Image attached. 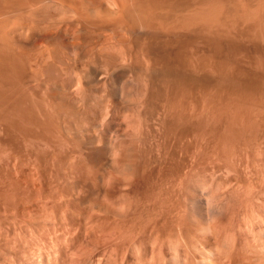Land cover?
Returning <instances> with one entry per match:
<instances>
[{
  "label": "rangeland",
  "instance_id": "1",
  "mask_svg": "<svg viewBox=\"0 0 264 264\" xmlns=\"http://www.w3.org/2000/svg\"><path fill=\"white\" fill-rule=\"evenodd\" d=\"M214 12H216V16H214ZM210 14L213 15L211 16ZM243 93H245L246 96ZM213 94L219 96L216 97ZM205 95H207V97ZM233 97L235 100H239L237 101L238 103L235 100L230 101ZM212 99L214 103H212ZM180 100L182 101L180 102ZM188 100L189 102H187ZM201 100L205 101L204 104ZM242 100L244 101L243 103ZM246 100L251 104L250 106L252 108L246 106L250 111L244 107L245 105H249ZM255 100L256 102H254ZM228 101L229 104L231 103V108H233L232 105H236L232 101H235L237 105L241 104L239 106L240 108L243 107V113L248 112L246 113L247 115L244 113L245 118H250L251 120L257 119L256 122L260 123L261 129L264 128V115L262 114L264 104H260L264 103V0H0V264H20L21 261L23 262L21 264L31 263V261L29 262L27 259H34L32 262L38 260L37 263L39 264H49L46 263L49 262L47 261L48 258L46 254L51 250V247L52 250L54 249V246H51L53 245V238L58 237L59 234L61 235L59 236L61 239H59L62 245L71 246L70 244L74 243L73 245L79 246L80 244L79 247H81L82 244L86 246V244L90 245L91 242L93 248L96 247L99 249V251H97V249L92 250V247L90 248L88 245L87 247L90 248H87L88 251L91 250L88 252V254L90 253L89 256L87 255L86 247L85 250L84 247L80 248L81 253L76 255L80 256L81 254L83 255V253H86V255L80 256L78 259L82 260L81 258L88 256L90 259L87 260L86 257L85 259L87 261L85 259V261H83L84 264H88V261L91 260V255L94 254V252L97 251L99 254L102 253L101 248L103 247V243H100V241L103 242L105 240L102 241V237L96 233L89 235V237L92 238L89 240L90 238L88 239V235L86 236V234H84L85 229L89 230L93 227L96 228L95 221L112 217L113 210L117 207L119 201L123 204L126 199H130L129 202L131 203V198H127L128 194L131 196L133 193L134 197H131L135 201V198L137 199L139 197V190L146 188L144 185L148 182L147 180L154 182L158 181L157 183H161L167 181V178L171 179L173 176L177 177L180 174L181 169H183L184 166H187V162H191V160H188L189 157L191 159L190 155L192 152L190 149L192 150L193 147L191 145H189L191 147L188 146L189 137L187 135L192 132L193 128L190 125V127H187L186 129L184 126L181 127L183 130H181L180 127H177V129H171L172 120L170 119L167 110L174 105L176 107H181L186 104V106L191 107L190 117L197 118V115H200L198 113L202 110V107L206 106L208 108L207 105L212 103L209 107L212 106V108H216L213 106H217L218 109L222 111L229 110L231 113L232 109L229 107ZM251 101L254 102L256 106H258L256 103H259V107L263 109L259 112V108L257 107V112L261 113L263 116L255 112V109L253 108L254 105L250 103ZM206 102L208 104H206ZM141 103L142 105L144 104V111ZM193 103L195 105H193ZM237 105L235 107L236 109H239L237 108ZM127 106H129V110L140 109L141 106L144 113L150 109L148 113H143L144 116H146V114L149 115V117L146 116V119L148 118V120H144L145 117L139 118L136 114L141 116L142 114L141 110H137V112L139 111L140 113L134 112V116L138 117V122L143 118L141 123L134 122V119L136 118L133 116L134 119H132L129 117L131 114H127V117L130 119L127 118L128 122L126 120L125 124L122 122L123 118H125L123 115L126 116L125 112H131L128 111ZM130 106L132 107L130 108ZM162 106L166 107L164 108ZM220 106L223 108H220ZM224 106L227 107L225 108ZM124 107H126V111L123 110ZM193 109H197L198 112L195 113ZM251 109H253L252 111L255 112V115L251 112ZM115 110L118 112L116 111L117 113H115ZM163 110L164 113L162 112L161 114V111ZM159 112L160 115L158 114ZM191 112L196 116L192 115L193 113L191 114ZM150 113L151 115L153 114L155 118H153ZM112 115L114 116L112 117ZM117 115L120 116V118H118ZM216 115L219 116V114ZM241 115L243 116L242 113ZM248 115L250 116L247 117ZM156 116H160V118L158 119ZM49 118L51 119L48 120ZM149 118L151 119L149 120ZM162 118H164L165 121L162 120ZM258 118L261 120L259 119L258 121ZM152 119L154 122L158 119L157 123L154 124ZM143 120L145 121V125H143ZM159 120L167 123H162L164 125L160 126L161 121ZM261 121L263 122L261 123ZM48 122H51L52 124L50 123V125ZM120 122L124 123V125H122V123L120 124ZM133 122L135 124L138 123L136 126L141 124L144 126L142 127L144 128L143 131L142 129L137 128L139 133L142 132L143 137L146 135L145 139H143V137L137 133L141 137V140L143 139L142 141L139 140L140 142L136 140L137 138L135 139L132 137V139L126 136L131 133H136L131 132L134 130H131L129 128L130 126L126 128L129 123L133 125ZM118 123L119 126H117ZM53 124L54 126L52 127ZM113 125L114 128L112 127ZM155 125H159L163 130L161 131L160 129L155 128ZM166 125L168 128L165 127ZM136 126L134 125V127ZM56 127L60 129H57ZM117 127L119 128V131L122 130L120 127L123 128L125 134L123 135V131L119 132ZM145 127H149L148 129L151 130V133L156 131V138L154 133L151 135L149 130ZM112 128L113 130H111ZM151 128L155 130H152ZM51 129H55L53 130V134L56 132L54 134L55 136L53 134L47 136L49 131L50 133L52 132ZM115 129L118 131V136H124L123 139L125 138V140H128L123 141V139L119 137L121 139H119V142L121 144L122 142L127 143L125 144V146L128 147L127 149L132 146L133 151L131 150V152H136V155H138V152L139 154H142L147 151L146 154L148 153L149 156L147 157L149 159L152 154L155 155L158 152H162L161 155L160 153H158L159 155H155V157L157 156L156 159L155 157H152L154 159L150 158L151 163L148 160L153 168H155L154 166H156L157 163L159 166L161 164V167L156 166L158 167L156 171L152 170L150 164L145 160L147 157H145L144 160L149 165L145 162L144 163L148 166L145 165L149 171H147V168L141 162L143 171L145 167L149 176L152 175L153 177L154 174L153 178L147 175L145 178H143V176V179L141 180V173L136 171L140 177L137 180L136 177L138 174H135L136 172L132 173L136 170V167H138L137 169L139 170L142 169L141 166H138V164L136 165V163L143 160L141 158L142 156L144 158L146 155L145 153H143L144 155L142 156L140 155V158L138 157L139 155L137 156L138 160L140 159L139 161L135 160V162L137 161L136 163H134V161L131 162L133 164L130 163V165L133 166L131 168L132 172H130L131 169L128 171L131 176L133 174L136 175L131 177L130 181H126L129 173L126 171L127 169H123V166L125 165L123 164V166H121L123 169L122 172L125 173L126 171L127 176L125 175V179H123L122 176L124 174L119 172V174H123L122 176L119 175L122 177V179H120L121 177H119V179L121 183L123 181L128 188V192L131 189H129V187L133 185L132 179L137 181L134 180L136 184L138 182L143 183V181H145V183H138L137 185L134 183L135 189L140 185L138 186L139 188H137L138 191L131 189L128 194L124 191V189L127 190V188H125L122 183L123 185L121 184L120 186H124V189L122 187L120 188V186V189H118L119 192L122 190L127 194L125 195L121 192L122 196L126 199L123 197L124 200L122 201V199L120 200L118 197V202L114 201L116 202V206H114V202L112 203L111 198L113 197L112 199L114 200V197L117 198V196L115 192H113V189H111V186V190H109L113 193L110 194L111 198H109V190L107 189L109 186H106L110 185L107 183H109L108 179L110 172L112 173L110 170L113 169L112 166L108 167L110 166V159L108 158L111 157V153L109 152L111 150L109 148L111 147L109 141L112 142L109 138L113 135L110 133H117ZM137 129L135 131H137ZM125 130H129L130 132H125ZM165 130H167L170 135ZM173 131H175V133ZM260 133L261 131L258 134L260 135ZM262 134L260 135L261 137L258 136V138L262 139L263 137V141H260L264 144V131ZM42 135L43 137H40ZM56 136L58 139L60 138V141L54 139ZM152 136H154L153 139L151 138ZM47 137L52 138L48 139ZM46 138L50 141V144L46 142L47 140H44ZM64 138L67 143L63 140ZM158 138L160 142L158 140L156 143L155 141ZM185 138L187 140H185ZM129 139L131 140L129 141ZM154 139L155 141H153ZM38 140L42 141L38 143ZM52 140H55L59 145ZM134 140L136 142L138 141L139 144L142 143L139 145ZM161 141L163 142L161 143ZM42 142H45V144H42ZM129 142L132 144L136 143V146H134L135 144L131 145ZM143 142H145L144 145H142ZM158 142L159 144L161 143V145H157ZM60 143L63 145H60ZM151 143L154 145L156 143L159 147L156 145V148L152 147L150 146ZM173 143L174 145H172ZM259 143L257 144L258 146L261 144ZM32 144L34 146L38 144L36 148L38 149L37 151ZM48 144L49 146L51 145L50 148ZM129 144L130 146H128ZM39 145L40 147H38ZM54 145H57L56 148ZM67 145H70L71 147ZM185 145L189 148H186ZM52 146L53 148H51ZM58 146H61L59 148H63V150H59ZM122 146L123 144L121 147ZM137 146H139V148L141 147L138 149L143 152L140 153V151H137ZM167 146H169V148ZM45 147L47 149H45ZM65 147H69L71 150L69 148L65 149ZM134 147L137 149L136 151ZM177 147L180 150H178ZM123 148L125 149L124 146ZM157 148H159V151L156 152ZM44 149L48 150L49 152H47L49 154ZM127 149L124 151L125 153L127 152L126 154L129 156L130 152L128 153V151L130 149L126 151ZM148 149L150 151L153 149V153ZM187 149L189 150L187 151ZM261 149L262 151L261 153L259 151V153L262 158L264 149L262 147ZM181 150L182 154L185 152L182 158L179 157L181 156ZM60 151L67 152L63 154L64 152L62 153ZM74 151L78 152L74 154ZM121 151L124 152L122 149ZM121 151L119 152V155ZM30 152H32V154ZM51 152L53 154H51ZM68 152H70V155ZM134 153H130V155H135ZM149 153H151V155ZM163 153H166V157H163ZM171 153L173 154L172 156ZM187 153L189 154L188 156ZM54 154L56 156L58 155L57 157L63 155L61 156L62 158H55ZM167 154L169 155L167 156ZM29 155H32L33 157L31 156V158ZM75 155L76 157H79V160H83L81 161L82 164L76 159ZM169 156L171 159H169ZM123 157L124 156L122 155L121 158L123 159ZM137 157L134 156L135 159ZM162 157L163 159H161ZM29 158L31 159V162ZM121 158L118 157V159H120L118 161H121ZM127 158L129 157H126L125 159ZM131 158L132 156H130L128 160L132 161L133 159ZM175 158H177V160H175ZM258 158L259 157H257L255 161H257ZM35 160L41 161L40 163H38L39 161L35 162L34 165L36 168L34 170V165L32 164ZM164 160L166 161L164 162ZM170 160H173L172 163ZM174 160L176 164L178 163L177 165L179 168H177ZM262 160L264 161V158ZM46 161L48 164H46ZM52 161L53 163H50ZM54 161H56V163H54ZM69 161H71V163L73 162L75 165L73 163L70 164ZM125 161L127 163V160ZM152 161L156 162V164L153 165L154 162ZM167 161H169L170 164ZM183 161L186 162V164L183 165ZM258 162L259 161H257L256 164ZM122 163L123 162H119L118 164L121 165ZM163 163H168V165ZM56 164H58V166ZM171 164H174L176 169H174V165ZM259 164H261V162H259ZM18 165L23 167H19ZM134 165H136V167H134ZM163 165L165 171H162L163 169L161 170ZM255 165L253 169H255ZM263 165L261 166L263 167ZM59 166L61 167V170ZM129 166L127 167L129 168ZM258 166L256 165V167ZM81 167L83 170H81ZM84 167H86V170H84ZM121 167L118 165L117 168L121 171ZM251 167H253V164ZM93 168H95V170ZM185 168L186 167H184V170ZM224 168L222 169L223 171L226 169ZM90 170L94 177L91 173H88ZM151 170L152 173H150ZM175 170L176 173L173 174ZM160 171H162V174ZM223 171L221 172L225 175L227 171ZM146 172H144L145 174L143 173V175H146ZM166 172L170 173L167 174ZM177 172H179V174H177ZM216 172L218 174V169H216L215 173ZM36 173L38 174V177ZM159 173L161 177L164 176V180L159 178L160 176H156ZM215 173L212 174L216 176ZM222 173L218 175L222 176ZM243 173L245 172L240 173V177H244L246 181L247 177ZM208 174L210 173H207L209 183L212 182V179L217 180L218 175L216 178L215 176L214 178H210L212 175L210 176ZM204 175L202 174L200 179ZM207 176H204L203 179L208 178ZM40 177H44L43 181ZM219 177L218 180L221 181ZM240 177L239 179L243 181L244 179L242 180ZM129 178L127 180H129ZM157 178L158 180H155ZM223 178L224 177L222 176V179ZM161 179L163 181H160ZM224 179L226 180V177ZM37 180H39L40 183ZM218 180L216 181V184L212 182L214 188L217 190L220 186L224 187L225 184H227L224 180V183L222 182L223 184ZM85 181L86 183H84ZM200 181L201 180H199V184L197 183L198 181L195 183V186H198V188H202L205 185L204 181V185L201 184L202 181L201 183ZM91 183L96 185L99 188V191L101 190L100 194L97 193L98 188ZM126 183H130L129 187ZM205 183L207 184V187L210 185V187L207 188L209 191L204 187L206 189L205 192H210V190L214 191V189H212L213 187L211 188V185L213 186V184ZM46 184L48 185L46 186ZM101 184H103V186L106 184L104 187L102 186L103 189ZM216 185L219 188L216 187ZM14 187L18 188L15 189ZM69 189L71 191H69ZM135 192L138 193V197ZM113 194L114 196H112ZM107 195H109V197ZM108 203H111L112 205L110 204L109 207ZM124 204L126 205L128 203L125 202ZM124 204L122 206H124ZM112 206L115 207L113 210ZM122 206L119 205V209L120 207L121 209L126 208L125 206ZM106 209H110L109 211L112 210V212L107 213L108 210ZM102 215L103 217H101ZM90 225L93 227L85 228ZM78 226L80 228H78ZM78 229L80 230L78 231ZM41 232L44 233L41 234ZM72 234L76 236H73ZM69 235H71V238H69ZM97 236L100 239H98ZM50 239H53V241ZM57 239L58 238L55 239L54 244ZM74 239L76 241H74ZM65 240L68 243H66ZM83 240L84 242H82ZM98 243H100V245H98ZM108 243L109 242L106 244L105 242V245H107L105 246L106 248L108 247ZM42 246L44 250L42 249ZM105 247L104 250H102L103 252L105 251ZM37 248H40L43 251ZM15 249L19 251V253L15 251ZM82 249L85 252L82 251ZM122 250L123 249L118 252L120 256L124 252V250L123 252ZM53 252H55V249L51 251V254ZM91 252L93 253L91 254ZM110 252L111 250L106 252V255L108 256ZM98 253L92 255V257L94 256L95 259H97L96 257L98 256H102V259L107 257L103 253V255H98ZM118 253L116 255H118ZM51 254L49 255V258ZM33 255H35V257ZM123 255L125 256V254ZM37 256L39 258H37ZM100 257L98 259H101ZM114 258L117 257L114 256ZM120 258H117L118 262L122 263L123 261H121V259L123 260V258ZM66 261L68 262V260ZM69 261L70 262L68 263L72 264L71 259Z\"/></svg>",
  "mask_w": 264,
  "mask_h": 264
},
{
  "label": "bare ground",
  "instance_id": "2",
  "mask_svg": "<svg viewBox=\"0 0 264 264\" xmlns=\"http://www.w3.org/2000/svg\"><path fill=\"white\" fill-rule=\"evenodd\" d=\"M213 12V11H212ZM210 13H211V11H210ZM216 12H214L213 14H214V16H216V14H215ZM212 14V15H213ZM211 15V14H210ZM211 15V16H212ZM214 18V17H213ZM205 94V93H204ZM208 94V93H207ZM241 94H242V92H241ZM243 94H245V93H243ZM211 95H212V93H211ZM214 96H216V94H213ZM235 95V94H234ZM233 95V96H234ZM239 95V94H238ZM203 96V95H202ZM206 97H207V95H205ZM217 96H219V95H217ZM216 96V97H217ZM230 97H232L231 95H229ZM236 96V95H235ZM234 96V97H235ZM241 96V95H240ZM239 96V97H240ZM244 96V95H243ZM245 96H246V94H245ZM205 97V98H206ZM213 97V96H212ZM234 97H233V99L231 98H229L230 99V101L231 100H235L234 99ZM236 97H238V96H236ZM247 97H249V96H247ZM204 98V97H203ZM215 98V97H214ZM201 99H202V97H201ZM220 99V98H219ZM228 99V100H229ZM248 99V98H247ZM252 99V98H251ZM204 100H206V99H204ZM209 100H210V98H209ZM217 100V99H216ZM221 100V99H220ZM241 100V99H240ZM250 100V99H249ZM182 100H180V102H181ZM202 102H203V104H204V102L205 101H203V100H201ZM219 101V100H218ZM236 102L237 101H239L238 99L237 100H235ZM235 101H232V102H234L236 105H237V103L235 102ZM252 101H253V99H252ZM250 102V103H252L253 105V108L255 109V112H257L258 111V108H259V112H261V110L263 109V108H261V107H259L260 105H259V103H256L258 106H256L255 105V103L254 102H256V100L254 101V102ZM184 102V101H183ZM183 102H182V105H183ZM187 102H189V100L187 101ZM208 102V101H207ZM206 102V104H208ZM211 102V101H210ZM220 102V101H219ZM227 102V101H226ZM244 101L242 100V103H243ZM246 102L248 103V101L246 100ZM257 102H260V101H257ZM174 103V102H173ZM172 103V104H173ZM192 103V102H191ZM190 103V104H191ZM196 103V102H195ZM212 103H214L213 102V99H212ZM212 103H210V105L212 104ZM216 103V102H215ZM223 103H225V102H223ZM222 103V104H223ZM164 104H165V102H164ZM197 104V103H196ZM199 104V103H198ZM200 104H202V103H200ZM202 104V105H203ZM219 104V103H218ZM227 104V103H226ZM228 104H229V101H228ZM231 104V103H230ZM229 104V107L231 108V105ZM249 104V103H248ZM260 104H264V103H260ZM138 105V104H137ZM141 105H142V103H141ZM146 105V104H145ZM161 105V104H160ZM169 105V104H168ZM193 105H195L194 103H193ZM210 105H207L208 106V108L206 107V106H203L202 107V110L201 111H199V113L198 114H200V115H197L198 117L197 118H195V117H190V111H191V107L190 106H186V104H185V106L183 105V106H181V107H176L175 105L174 106H172V107H170V109L169 110H167V112H168V115L170 116V119L172 120L171 122H172V125H171V129H177V127H180V129H181V127H183L184 126V128L186 129L187 127H190V125L192 126V132L191 133H189L187 136L189 137L188 139H189V143H188V146L189 145H191L192 147H193V151L190 149V151L192 152V154L190 155L191 156V159H190V157H189V160L188 161H190L191 160V162L189 163V162H187L188 164H187V166H184V167H186L185 168V170H184V167H183V165L184 164H186V162H184V163H182L183 165H182V167H183V169H181V171L182 170H184V171H182V173H181V171H180V174H179V172H177V174H179L177 177H175V176H173V178H171V179H169V178H167V181H164V182H159V183H157L158 181H156V182H154V181H150V180H147L148 182H146V185H144V186H146V188L145 189H141V190H139L140 191V194H138L137 192H135L136 193V196H137V194H138V198L136 199L135 198V201H134V199H132V197H134L133 196V193L131 194V196L128 194L129 192H130V190L131 189H135V185H137L138 183H140V184H144L145 183V181H143V183H141V182H138L137 184L135 183V181L132 179V183H133V185H131L130 187H129V185H130V183H126V185L128 184V187H129V192H128V188L125 186V184L123 183V181H122V183L124 184V186H125V188H127V190H125L124 189V186L122 187V186H120L122 183H121V181H120V179H122V177H123V179H125V175L127 174V172L126 171H128L129 169H131L133 166H131L130 165V163L131 162H133L134 161V163H136L135 162V160H138V157L140 158L142 155H144L143 153H145L146 154V152H143L142 150H143V147H142V145H144L145 144V142H143V144L141 145V147H142V150L140 151L139 149L141 148H139V146H137V149H135V147H134V149H135V151L137 150V151H140V153L141 152H143L142 154H139V152H138V155H136L134 152H131V150L133 149L132 148V146H131V148L129 147V149H127L128 147L127 146H125V144H127V143H124V142H122V144H123V146L125 147V149H127L126 151H128V153L130 152V153H134L135 155H130V153H129V156H127V152L125 153V149L123 148V146L121 147V143L119 142V139L121 138V139H123V137H121V136H118V131H119V128L116 130V132L117 133H110V134H113L112 136H111V138H109V140L111 139L112 140V142L111 141H109L110 143H109V145L111 146V147H109L111 150L109 151L111 154V157H107L108 159H110V162H109V160H108V162L110 163V166H108V167H111L112 166V168L113 169H111L110 171H112V173L110 172V175H109V179H108V181H109V183H107V184H110V185H106L107 187L109 186V188H107L108 190L110 189V187L112 186V188L111 189H113V192H115V194H116V196H117V198L116 197H114V200L111 198V195L110 194H112L113 192L112 191H110L109 190V195H110V197H109V195H107L109 198H111V201H112V203L114 202V201H116V202H118V200H119V198H120V200L122 199V201L124 200L123 199V197L124 196H122V193L121 192H123L122 190L119 192V189L122 187L123 189H124V191L125 192H127V194H128V196H130V197H128L127 196V198H131V203L129 202V200H127L125 197V202L126 203H128V204H124L125 202H123V204H124V206L126 207L125 209L124 208H122L121 209V207H120V209H119V205L120 206H122L123 204L122 203H120L121 201H119L117 204V207L115 208V207H111L112 208V210H113V215H112V217H107L108 219H106V218H103V219H99V220H97V221H95V223H96V228H94L93 226V224H91V225H93V226H89V227H85V228H90V227H93V228H90L89 230H86L85 228V232H84V234H86V236L88 235V239L89 240H91L92 238L91 237H89V235H91L92 233H96V234H98V235H100L101 237H102V241L103 240H105V241H103V242H101L100 241V243H103V247H102V245H101V249L102 250H104V247L105 246H107V245H105V242H106V244H107V242H109L108 243V247H109V245H110V247H111V249H110V247H109V249L111 250V252L109 253V255L107 256L106 255V252H108V251H110L109 249H108V247L106 248L105 247V251L103 252L102 250H101V252L103 253V254H105L107 257L106 258H104V256H103V258L104 259H102L100 256H98V255H101L102 253H98L97 251H99V249H97L96 247L95 248H93L92 247V245H91V242H90V245L89 244H86V246H84L83 244V246L81 245V247H79L80 246V244H79V246H77V245H73L74 243H71L70 245L71 246H65V245H62L61 244V242H60V237L59 236H61L60 234H59V236L58 237H56V238H60L59 240L57 239L56 240V245L54 244V242H55V239L56 238H53V236H52V238L54 239V241H53V239L51 240V241H53V245H51V246H54V249H55V252H53L52 254H53V256H52V254H51V251H53L52 250V247L50 248L51 250L49 251V246H48V253L47 252H45V253H47V254H51V256H50V258H49V255H47L46 254V256H47V258L49 259H47V261H49V262H46V263H49V264H69L68 262H70L69 260L71 259V261H72V264H84L83 263V261H85L86 259V257H87V260L88 259H90V258H88V256H85V258H81L82 260H79L78 258H80V256H84V255H86V253L84 254L83 252V255L81 254L80 256H77L76 254H78V253H81V249L80 248H82V247H84V250H85V247H86V250H87V255H89L90 256V253L88 254V252H90V251H88V249H90L91 247H92V250L93 249H97V253H98V255H96V256H98V257H96L97 259H95L94 258V256L92 257V255H95V254H97L96 252H94V254H92L93 252H91V260L90 261H88V264H118L119 262H118V259L121 257V258H123V260L121 259V261H123L121 264H264V169H263V167H264V161L262 160L264 157V151L262 152L263 153V156H262V158L260 157L261 156V151H262V149H261V147L264 149V144H262L261 143V141L260 140H262L263 139V137H262V139L261 138H258V136L259 137H261L260 135L263 133V131L264 130H262V129H264V128H262L261 129V125H260V123L258 122H256L257 121V119L256 120H251L250 118L249 119H247V118H245V116H244V113H243V110H242V108H240V106L239 105H241V104H239V105H237V108H239V109H236V105L235 106H233L232 105V107L233 108H231L232 110H231V113H230V111L229 110H220V109H218L217 108V106H213V107H216V108H212V106L211 107H209ZM215 105V104H214ZM251 104H249V105H245L244 106V104H243V106L246 108V106H250ZM144 106V104L142 105V108H143V111H144V108L145 107H143ZM158 106V105H157ZM197 106V105H196ZM228 106V105H227ZM227 106H224L225 108L227 107ZM263 106V105H262ZM132 106H130V108H131ZM134 107H137V106H134ZM147 107V106H146ZM154 107V106H153ZM162 107H164V106H162ZM166 107V106H165ZM164 107V108H165ZM194 107V106H193ZM204 107H206V108H204ZM219 107V106H218ZM234 107H235V109H234ZM251 107V106H250ZM258 107V108H257ZM264 107V106H263ZM137 108H139V107H137ZM155 108H156V106H155ZM163 108V109H164ZM220 108H223V107H221L220 106ZM229 108V109H230ZM252 108V107H251ZM257 108V109H256ZM261 108V109H260ZM126 109V107H124V109L123 110H125ZM127 109H128V111H131V112H133V113H131V112H125L126 113V116L125 115H123L125 118H123V121L122 122H124L125 124H126V120H127V118L128 119H130L129 117H131L132 119H134V118H136V119H134L135 121L134 122H138V117L140 118V117H145V119L144 120H148V118L146 119V116L147 117H149V115H147L146 114V116H144L143 115V111H142V109H141V106H140V109H134V110H136V111H134V110H132V109H130L129 110V106H127ZM162 109V108H161ZM199 109V108H198ZM228 109V108H227ZM234 109V110H233ZM247 110H249L248 109V107L246 108ZM137 110H141V114H142V116L141 115H138V114H136L138 117H136V116H134L135 115V113L134 112H136V113H138L137 112ZM146 110H148V109H146ZM145 110V111H146ZM150 110V109H149ZM148 110V111H149ZM158 110V109H157ZM165 110V109H164ZM164 110L163 111H161V114H162V112L164 113ZM253 109H251V112H253L252 111ZM117 110H115V113H117L116 112ZM126 111V110H125ZM148 111L147 112H145V113H148ZM193 111L196 113V112H198L197 111V109L195 110V109H193ZM245 111V110H244ZM250 111V110H249ZM263 111L264 110H262V114L264 115V113H263ZM120 112V111H119ZM153 112V111H152ZM255 112H253V114L255 113ZM259 112H257V113H259ZM115 113H114V115H115ZM140 113V112H139ZM144 113V114H145ZM155 113V112H154ZM193 112H191V114H192ZM241 113L243 114V116L241 115ZM246 113H248V112H246ZM245 113V114H246ZM250 113V112H249ZM113 114V113H112ZM127 114H131L129 117H127ZM159 115H160V112L158 113ZM158 114H156V115H158ZM165 114H167V113H165ZM216 114H219V116H217ZM253 114H251V115H253ZM259 114H261V113H259ZM261 114V115H262ZM114 115H112V117L114 116ZM120 115V114H119ZM150 115H151V113H150ZM192 115H194V113L192 114ZM247 115V114H246ZM255 115V114H254ZM257 115V114H256ZM262 115V116H263ZM116 116V115H115ZM118 116V115H117ZM133 116H134V118H133ZM151 116H153V114L151 115ZM162 116V115H161ZM166 116V115H165ZM194 116H196V115H194ZM224 116H226V117H224ZM250 115H248L247 117H249ZM258 116V115H257ZM156 117H158V119L160 118V116H156ZM164 117V116H163ZM253 117V116H252ZM260 117V116H259ZM52 118H54V117H52ZM55 118H57V117H55ZM118 118H120V116H118ZM118 118H116V119H118ZM153 118H155V116H153ZM164 118H166V117H164ZM164 118H162V120H164ZM261 118V117H260ZM260 118H258V121H259V119ZM51 118H49L48 120H50ZM57 119H59V118H57ZM57 119H54V120H57ZM112 119V118H111ZM122 119V118H121ZM120 119V120H121ZM131 119V120H132ZM142 119L143 118H141V121H142ZM151 118H149V120H150ZM158 119L154 122V120H153V123L155 124V123H157V121H158ZM167 119V118H166ZM169 119V118H168ZM264 119V118H263ZM262 119V120H263ZM54 120H53V122H54ZM125 120V121H124ZM131 120H129V121H131ZM143 120V121H144ZM261 120V119H260ZM52 121V120H51ZM141 121L139 120V122L141 123ZM159 121H161V120H159ZM165 121V120H164ZM264 121V120H263ZM263 121H261V123L263 122ZM56 122H58V121H56ZM114 122H115V120H114ZM117 122V121H116ZM122 122H120V124L122 123ZM127 122H128V120H127ZM133 122V123H134ZM138 122V123H139ZM148 122V121H147ZM169 122V121H168ZM170 122V123H171ZM49 124L51 123V122H48ZM124 123H122V125H124ZM138 123H136V124H138ZM139 123V124H140ZM150 123V122H149ZM160 123V122H159ZM162 123H167V122H163V121H161V125L160 126H163L164 124H162ZM52 124V123H51ZM50 124V125H51ZM54 124H55V122H54ZM54 124L52 125V127L54 126ZM61 124V123H60ZM136 124L134 123L133 125L131 124V123H129V125H125L126 126V128L128 127V126H130L129 128L131 129V130H134V131H131V132H136L135 134H129V135H126L128 138L130 137V138H137L136 140H140V141H142L143 139H145V136L143 137L142 135V132H140L139 133V130L138 129H142V131L144 130V128H142V127H144V126H142V124L141 125H137L136 126ZM147 124V123H146ZM169 124V123H168ZM263 124H264V122H263ZM110 125H111V121H110ZM115 125V124H114ZM114 125L112 126L113 128H114ZM121 125V126H122ZM134 125L136 126V127H134ZM143 125H145V121H144V124ZM148 125H151V124H148ZM117 126H119V123H118V125ZM134 128H132V127ZM147 126V125H146ZM153 126V125H152ZM151 126V127H152ZM156 126V125H155ZM159 125H157L155 128H158V129H160L161 131L163 130V129H161V127H160ZM59 127H60V125H59ZM110 127V126H109ZM115 127H116V125H115ZM140 127V128H139ZM160 127V128H159ZM165 127H167V125L165 126ZM260 127V128H259ZM46 128V127H45ZM48 128V127H47ZM57 128V127H56ZM61 128V127H60ZM60 128H57V129H60ZM113 128L111 129V130H113ZM125 128V127H124ZM128 128V129H129ZM137 129V131H135L136 129ZM146 128V127H145ZM149 128V127H148ZM148 128H146V129H148ZM168 128V127H167ZM120 129H122V130H120V131H123V128H121L120 127ZM129 129V130H130ZM152 129V128H151ZM188 129H190V128H188ZM44 130V129H43ZM52 130V132L50 133V131H49V133L47 134V136H49V135H51V134H53V130H55V129H51ZM127 131V130H125V132L127 131L128 133L130 132V131ZM149 130V133H151V130L150 129H148ZM152 130H155V129H152ZM157 130V129H156ZM160 130H159V132H160ZM181 130H183V128L181 129ZM261 131V133H260V135L258 134L260 131ZM46 131V130H45ZM119 131V132H120ZM141 131V130H140ZM158 131V130H157ZM166 132H167V130H165ZM172 131V130H171ZM189 131H191V130H189ZM111 132H113V131H111ZM148 132V131H147ZM156 132V131H155ZM154 131H153V133H154V136H155V134L157 135V133H155ZM158 132V133H159ZM165 132V133H166ZM174 133H175V131H173ZM177 132V131H176ZM180 132V131H179ZM178 132V133H179ZM185 132V131H184ZM258 132V133H257ZM43 133H45V132H43ZM56 133V132H55ZM54 133V134H55ZM123 133V135L125 134L124 133V131L122 132ZM121 133V134H122ZM127 133V134H128ZM137 133H139V135L140 136H142L143 137V139L141 140V137L137 134ZM145 133V132H144ZM153 133H151V135H153ZM168 134H169V132H167ZM177 133V134H178ZM183 133V132H182ZM181 133V134H182ZM188 133V132H187ZM42 134V133H41ZM53 134V135H54ZM172 134V133H171ZM191 134V135H190ZM19 135H20V133H19ZM60 135V134H59ZM61 135H62V133H61ZM70 135V134H69ZM72 135V134H71ZM120 135V134H119ZM162 135V134H161ZM170 135V134H169ZM184 135H185V133H184ZM183 135V136H184ZM263 135V134H262ZM55 136V135H54ZM63 136V135H62ZM61 136V137H62ZM76 136V135H75ZM154 136H152L151 138L153 139L154 138ZM160 136V135H159ZM167 136V135H166ZM174 136V135H173ZM180 136V135H179ZM178 136V137H179ZM190 136H191V140H190ZM38 137V136H37ZM40 137H43V135L42 136H40ZM71 137V136H70ZM120 137V138H119ZM126 137V138H127ZM140 137V138H139ZM148 137V136H147ZM162 137V136H161ZM171 137H172V135H171ZM29 138V137H28ZM28 138H27V141H28ZM48 139H51L50 137H47ZM44 139V140H47L46 142H50V141H48V139ZM63 138V137H62ZM132 138V139H133ZM139 138V139H138ZM155 138H156V136H155ZM168 138V137H167ZM184 138V137H183ZM187 138V137H186ZM185 138V140H187ZM43 139V138H42ZM54 139H56V140H59L58 138H57V136H56V138L54 137ZM120 139V140H121ZM149 139V138H148ZM148 139H147V141H148ZM172 139V138H171ZM171 139H169V140H171ZM177 139V138H176ZM258 139H259V142L262 144H260L259 142H258ZM32 140V139H31ZM39 140H40V138H39ZM38 140V143L39 142H41V141H39ZM64 141H65V138L63 139ZM68 140V139H67ZM125 140V138L123 139V141ZM127 140V139H126ZM125 140V141H126ZM131 139H129V141H130ZM159 140V138L158 139H156V141H155V139L153 140V141H155L156 143H157V141ZM165 140V139H164ZM175 140V139H174ZM184 140V141H185ZM34 141V140H33ZM52 141H55V140H52ZM52 141H51V145H52ZM60 141V140H59ZM128 141V140H127ZM135 141V140H134ZM136 142V143H138L139 144V142ZM150 141V140H149ZM167 141V140H166ZM182 141V140H181ZM263 141V140H262ZM30 142V141H29ZM35 142H36V140H35ZM56 142V141H55ZM66 142V141H65ZM152 142V141H151ZM159 142H160V140H159ZM159 142H158V144L157 145H161V143L163 142V141H161V143L159 144ZM174 142V141H173ZM176 142V141H175ZM183 142V141H182ZM32 143V142H31ZM54 143V142H53ZM57 143V142H56ZM61 143H62V141H61ZM60 143V145H63V144H61ZM67 143V142H66ZM129 143H131V142H129ZM136 143H134V144H132L131 143V145H134V146H136ZM142 143V142H141ZM140 143V144H141ZM147 143V142H146ZM149 143V142H148ZM153 143V142H152ZM150 144V146H152V147H155V145H156V143H155V145L154 144ZM165 143V142H164ZM168 143V142H167ZM172 143V142H171ZM177 143V142H176ZM186 143H187V141H186ZM260 144L259 146L257 145V144ZM33 144H35V143H33ZM32 144V145H33ZM41 144V143H40ZM42 144H45V142L43 143L42 142ZM41 144V145H42ZM50 144V143H49ZM49 144H48V146H49ZM70 144V143H69ZM79 144V143H78ZM118 144H119V146H118ZM121 144V145H120ZM139 144V145H140ZM166 144V143H165ZM165 144H163V145H165ZM179 144V143H178ZM184 144H185V142H184ZM183 144V145H184ZM29 145H30V143H29ZM31 145V146H32ZM38 145V144H37ZM37 145H33V147H35V149L37 148ZM50 145V146H51ZM57 145H59V143H57ZM56 145V146H57ZM156 145V146H157ZM172 145H174V143L172 144ZM187 145V144H186ZM186 145H185V147H186ZM44 146H46V145H44ZM43 146V147H44ZM48 146H47V148H48ZM50 146H49V148H50ZM55 146V145H54ZM56 146H55V148H56ZM67 146H69V147H71L70 145H67ZM128 146H130V144L128 145ZM181 146V145H180ZM191 146H189V147H191ZM38 147H40V145L38 146ZM59 147H61V146H58V148ZM69 147H65V149H68ZM81 147V146H80ZM124 151V152H122L121 151V149ZM146 147V146H145ZM157 147H159V146H157ZM161 147V146H160ZM166 147V146H165ZM168 148H169V146H167ZM179 147V146H178ZM178 147H177V149H178ZM182 147V146H181ZM184 147V146H183ZM189 147H186V148H189ZM46 147H45V149H47ZM49 148H48V150H49ZM51 148H53V146L51 147ZM150 148V147H149ZM156 148V147H155ZM162 148V147H161ZM163 148H164V146H163ZM171 148V147H170ZM173 148H175V147H173ZM180 148V147H179ZM40 149V148H39ZM44 149V150H45ZM64 149V150H65ZM70 149V148H69ZM75 149V148H74ZM78 149V148H77ZM145 149V148H144ZM165 149V148H164ZM182 149V148H181ZM28 150H29V148H28ZM38 149H36V151H37ZM48 150H45L46 152L48 151ZM59 150H63V148L62 149H60L59 148ZM71 150V149H70ZM79 150V149H78ZM121 151V153H120V155H119V152ZM149 150V149H148ZM153 150V149H152ZM150 151V152H152L153 153V151ZM170 150V149H169ZM176 150V149H175ZM178 150H180V149H178ZM183 150V149H182ZM182 150H181V156H179V155H177V156H179V157H181L182 158V156H183V154H185V152L182 154ZM184 150H185V148H184ZM189 149H187V151H188ZM41 151H43V150H41ZM45 151H43V152H45ZM52 151V150H51ZM56 151H57V149H56ZM55 151V152H56ZM80 151V150H79ZM133 151V150H132ZM157 151H159V148H157V150H156V152ZM162 151V150H161ZM171 151H172V149H171ZM177 151V150H176ZM186 151V152H187ZM189 151V152H190ZM259 151H260V153H259ZM33 152H35V151H33ZM49 152V151H48ZM47 152V153H48ZM54 152V151H53ZM60 152H62V151H60ZM64 152V153H63ZM62 153L63 154H65V152H67V151H63ZM71 152V151H70ZM70 152H68V154L70 153ZM76 152H78V151H76ZM75 151H74V154L76 153ZM108 152V153H109ZM155 152V153H156ZM165 152V151H164ZM168 152V151H167ZM255 152H256V154H255ZM29 153V152H28ZM31 154H32V152H30ZM38 153V152H37ZM57 153V152H56ZM55 153V154H56ZM82 153V152H81ZM126 155H125V154ZM158 153H160V152H158ZM157 153V154H158ZM162 153V152H161ZM161 153H160V155H161ZM170 153V152H169ZM33 154H35V153H33ZM39 154V153H38ZM45 154V153H44ZM49 154V153H48ZM51 154H53L52 152H51ZM54 154V155H55ZM59 154V153H58ZM62 154V155H63ZM67 154V155H68ZM79 154V153H78ZM150 155H151V153H149ZM157 154H155V155H157ZM164 154V153H163ZM173 154H174V152H173ZM172 153H171V156L173 155ZM41 155V154H40ZM39 155V156H40ZM62 155H60L59 157L60 158H62L61 156ZM70 155V154H69ZM73 155V154H72ZM79 155H81V154H79ZM78 155V156H79ZM122 155L125 157H129L130 158V156H132V158L131 159H133L132 161L131 160H128L129 158H127V159H125L124 157H123V159L121 158L122 157ZM141 155V156H140ZM155 155L154 154H152V156L151 157H149V159H148V157L147 156H149L148 155V153L144 156V158H143V156H142V158L141 159H145V157H147V159H145V160H147V163H151V159L150 158H152V157H155ZM159 155V154H158ZM166 155V153L163 155V157H166L165 156ZM169 154H167V156H168ZM189 154L187 153V156H188ZM259 155V156H258ZM30 156V155H29ZM32 156V155H31ZM30 156V157H31ZM47 156V155H46ZM58 156V155H57ZM56 155L54 156L55 158L57 157ZM134 156H138L136 159L134 158ZM175 156V155H174ZM173 156V157H174ZM185 156V155H184ZM33 157V156H32ZM31 157V158H32ZM35 157V156H34ZM59 157H57V158H59ZM64 157V156H63ZM66 157V156H65ZM69 157V156H68ZM75 157H76V155H75ZM118 157H120L121 158V161H118V160H120V159H118ZM157 157V156H156ZM156 157H155V159H156ZM159 157V156H158ZM163 157L161 158V159H163ZM176 157V156H175ZM257 157H259L260 159H261V161H260V159L258 158V160L257 161H259V162H261V164H259V162L256 164V162L257 161H255V159H257ZM44 158V157H43ZM70 158V157H69ZM68 158V159H69ZM79 157H76V159H78ZM85 158V157H84ZM168 158V157H167ZM30 159V158H29ZM36 159V158H35ZM37 159H38V157H37ZM73 159V158H72ZM152 159H154V158H152ZM158 159V158H157ZM165 159V158H164ZM169 159H171V157L169 156ZM168 159V160H169ZM173 159V158H172ZM46 160H47V158H46ZM53 160H55V159H53ZM79 160V159H78ZM85 160V159H84ZM123 160V161H122ZM125 160H127V163H129V164H127L126 163V161ZM140 160V159H139ZM138 160V161H139ZM143 160H141V161H139L138 163H136V165L138 164V166H141V168H142V165H141V162H142V164L145 166L147 163L145 162V160L143 161ZM148 160H149V162H148ZM160 160V159H159ZM167 160V159H166ZM166 160H164V162L166 161ZM175 160H177V158H175ZM175 160H174V162H175ZM178 160H179V158H178ZM182 160H184V159H182ZM187 160V159H186ZM39 161V160H38ZM38 161H34V163L32 164V165H34L35 164V162H38ZM41 161V160H40ZM40 161L38 162V163H40ZM58 161V160H57ZM68 161V160H67ZM72 161V160H71ZM71 161H69L70 162V164H72L71 163ZM76 161V160H75ZM80 161V163H81V161H83V160H79ZM128 161H130V162H128ZM157 161V160H156ZM162 161V160H161ZM171 161V160H170ZM173 161V160H172ZM172 161H171V163H172ZM30 162H31V159H30ZM78 162V161H77ZM107 162V161H106ZM121 163V162H123L121 165L120 164H118V163ZM125 162V163H124ZM146 164H145V163ZM152 162H154V161H152ZM158 162V161H157ZM168 163H169V161H167ZM263 162V163H262ZM50 163H53V161L52 162H50ZM54 163H56V161H54ZM57 163H59V162H57ZM76 163V162H75ZM140 163V164H139ZM149 163V164H150ZM168 163H163V164H165V165H168ZM17 164V163H16ZM31 164V163H30ZM46 164H48L47 163V161H46ZM74 164V163H73ZM79 164V163H78ZM82 164V163H81ZM85 164V163H84ZM123 164L125 165V166H123ZM131 164H133V163H131ZM149 164H147V165H149ZM154 164H156V162H154L153 163V165ZM158 164V163H157ZM156 164V166H158V167H161V164H160V166L159 165H157ZM170 164V163H169ZM175 164H176V162H175ZM178 164V163H177ZM176 164V165H177ZM179 164H180V162H179ZM253 164V167H251V165ZM258 166V164H259V166L258 167H256V165ZM36 165H37V163H36ZM51 165V164H50ZM57 166H58V164H56ZM60 165V164H59ZM75 165V164H74ZM77 165V164H76ZM86 165V164H85ZM84 165V166H85ZM107 165H109V164H107ZM118 165L121 167V166H123L124 168V170H126L125 171V173H123L122 171H123V169H122V167H121V171L119 170V168H117L118 167ZM130 165V166H129ZM136 165H134V167H136ZM146 165V166H147ZM171 165H174V164H171ZM254 165H255V169H253L254 168ZM261 165H263V167L261 166ZM19 166V165H18ZM42 166V165H41ZM46 166V165H45ZM48 166V165H47ZM54 166H55V164H54ZM53 166V167H54ZM79 166V165H78ZM86 166H88V165H86ZM91 166H93V165H91ZM127 166H129V168L127 167ZM143 166V167H144ZM145 166V167H146ZM150 166L152 167V170H155L156 171V169H158V167H156V166H154L155 168H153V166H152V164H150ZM149 166V167H150ZM19 167H23V166H19ZM34 167V170H35V165L33 166ZM39 167V166H38ZM60 167V166H59ZM58 167V168H59ZM76 167V166H75ZM95 167V166H94ZM144 167V171H143V168L141 169L142 171H143V173L144 172H146V168L148 167H146L145 168ZM151 167H150V169H151ZM163 167H164V165L162 166V168H161V170L163 169ZM165 167H167V166H165ZM181 167V168H182ZM226 169H225V168ZM16 168V167H15ZM32 168V167H31ZM82 168V167H81ZM85 169L84 170H86V167H84ZM138 167H136L135 169V171H133L132 172V169L130 170V172H132V173H135L136 171L138 172V173H141L140 174V176H141V178L139 177V174L136 172L135 174H138V176L136 177L137 178V180H138V178H140L141 180L143 179V178H145V176H149V174H147L148 172H146V175H143V173H142V171L141 170H139V169H137ZM140 168V167H139ZM168 168V167H167ZM173 168L174 169H176L175 168V165L173 166ZM172 168V169H173ZM177 168H179V166L177 165ZM225 169L224 171L222 170V169ZM229 168V169H228ZM259 168V169H258ZM18 169V168H17ZM20 169V168H19ZM38 169V168H37ZM76 169V168H75ZM91 169H92V167H91ZM94 170H95V168H93ZM99 169V168H98ZM102 169V168H101ZM118 169V170H117ZM216 169H218V174H221L222 172L221 171H223V172H226L225 173V175H223L224 173H222V176L225 178L226 177V180L223 178L222 179V176L221 175H218L217 174V172L215 173V171H216ZM22 170V169H21ZM60 170H61V167H60ZM81 170H83V168L81 169ZM87 170H89V169H87ZM93 170V171H94ZM133 170H134V168H133ZM152 170H151V172L150 173H152ZM171 170V169H170ZM169 170V171H170ZM219 170H221V171H219ZM243 170V171H242ZM15 171H16V169H15ZM98 171V170H97ZM103 171V170H102ZM105 171V170H104ZM108 171H109V169H108ZM107 171V172H108ZM139 171H141V172H139ZM147 171H149V169L147 168ZM162 171H165L164 169L162 170ZM162 171H160V173L162 174ZM168 171V170H167ZM174 171V170H173ZM245 172V173H243V174H245L246 175V181H245V179H244V177L242 178V177H240V173H242V172ZM19 172V171H18ZM32 172V171H31ZM59 172V171H58ZM71 172V171H70ZM75 172V171H74ZM98 172H100V171H98ZM106 172V173H107ZM118 172V173H117ZM119 172H122L123 174H119ZM172 172V171H171ZM210 173V174H208V175H212L210 178H214V176L215 175H213L214 173L216 174V176H215V178L217 177V175H218V177L219 176H221V177H219L220 179H221V181L220 180H218V177H217V180L220 182V183H222L223 182V180L224 181H226L225 183H227V184H225V186L224 187H222V186H220V188H221V190L219 191V185L217 186L216 185V187H218L219 189L217 190V189H215L214 188V184H216V181L217 180H213L212 179V182H214V184L211 182V179H210V182L211 183H209V177L207 176V173ZM213 174H212V173ZM220 172V173H219ZM23 173H25V172H23ZM27 173H29V172H27ZM32 173H34V172H32ZM62 173V172H61ZM88 173H91V170L90 171H88ZM87 173V174H88ZM103 173V172H102ZM101 173V174H102ZM128 173H129V171H128ZM131 173V174H132ZM156 173H158V172H156ZM160 173L158 174V175H156L157 177L158 176H160L159 178H162L163 179V177H161V175H160ZM167 173V172H166ZM165 173V174H166ZM170 172H168L167 174H169ZM174 173H176V170H175V172H173V174ZM231 173V174H230ZM18 174V173H17ZM37 174V173H36ZM58 174V173H57ZM78 174V173H77ZM108 174H109V172H108ZM145 174V173H144ZM172 174V173H171ZM172 174V175H173ZM202 174L204 175V174H206V175H204V176H207L208 178H205V179H203L204 178V176L200 179V177L202 176ZM56 175V174H55ZM83 175V174H82ZM91 175H93L92 173H91ZM90 175V176H91ZM119 175H123L122 177L121 176H119ZM129 176H127V179L129 178V180H127L126 179V181H130L131 180V177H134V176H136V175H130V173L128 174ZM18 176V175H17ZM35 176V175H34ZM40 176V175H39ZM62 176V175H61ZM79 176V175H78ZM103 176V175H102ZM144 176V177H143ZM151 177H152V175H150ZM149 176V177H150ZM155 176V177H156ZM167 176V175H166ZM242 176V175H241ZM244 176V175H243ZM37 177H38V174H37ZM83 177V176H82ZM93 177H94V175H93ZM106 177V176H105ZM105 177H103V178H105ZM119 177H121L120 179H119ZM143 177V178H142ZM153 177H154V174H153ZM152 177V178H153ZM170 177V176H169ZM172 177V176H171ZM239 177L240 178H242V180L243 181H241V179H239ZM29 178V177H28ZM40 178H42V177H40ZM44 178V177H43ZM43 178L41 179L42 181H43ZM56 178V177H55ZM58 178V177H57ZM87 178V177H86ZM108 178V177H107ZM35 179V178H34ZM36 179H38V178H36ZM91 179V178H90ZM139 179V180H140ZM146 179H147V177H146ZM148 179H150V178H148ZM160 180V181H163V180ZM206 179H208V180H206ZM40 180V179H39ZM39 180H37L38 182H39ZM40 180V181H41ZM96 180V179H95ZM94 180V181H95ZM107 180V179H106ZM155 180H158V178L157 179H155ZM199 180H201L202 181V183H201V181H200V183L201 184H203V181H204V186L202 187V188H198V186H195V183L197 182L198 184H199ZM16 181V180H15ZM23 181H24V179H23ZM26 181V180H25ZM88 181V180H87ZM91 181V180H90ZM92 181H93V179H92ZM107 181V182H108ZM125 181V180H124ZM134 181V182H133ZM235 181H236V183H235ZM18 182V181H17ZM31 182V181H30ZM57 182V181H56ZM69 182V181H68ZM89 182V181H88ZM99 182V181H98ZM137 182V181H136ZM205 182H207L208 184H213V186L211 185V188L212 189H214V191L212 190H210V192H205V190L208 188V187H210V185H208V187H207V184L205 183ZM20 183V182H19ZM26 183V182H25ZM29 183V182H28ZM32 183V182H31ZM40 183V182H39ZM84 183H86V181L84 182ZM95 183V182H94ZM100 183V182H99ZM103 183V182H102ZM134 183H135V185H134ZM224 183V182H223ZM222 183V184H223ZM49 184V183H48ZM48 184H46V186L48 185ZM57 184V183H56ZM91 184H93V183H91ZM96 184V183H95ZM122 184V185H123ZM14 185V184H13ZM20 185V184H19ZM18 185V186H19ZM27 185V184H26ZM30 185H32V184H30ZM39 185V184H38ZM94 185V184H93ZM104 185V186H105ZM197 185V184H196ZM221 185V184H220ZM16 186V185H15ZM23 186V185H22ZM21 186V187H22ZM35 186H37V185H35ZM94 186H96V185H94ZM103 186V184H101V187ZM103 186V187H104ZM119 186H120V188H119ZM138 186H140V185H138ZM136 187V189L134 190V191H136L137 190V188H139V187ZM103 187H102V189H103ZM133 187V188H132ZM143 187V186H142ZM201 187V186H200ZM206 189H205V188ZM15 189L16 188H18V187H14ZM20 188V187H19ZM32 188V187H31ZM73 188V187H72ZM96 188H98L97 186H96ZM119 188V189H118ZM29 189V188H28ZM28 189H27V191H28ZM101 189V188H100ZM106 189V188H105ZM20 190V189H19ZM25 190V189H24ZM32 190V189H31ZM208 191H209V189H207ZM69 191H71L70 189H69ZM79 191H81V190H79ZM96 191V190H95ZM134 191H132V192H134ZM138 191V190H137ZM219 191V192H218ZM24 192V191H23ZM120 195H118L117 193ZM125 192H123V194H125V195H127ZM30 193V192H29ZM73 193V192H72ZM97 193H101V190L99 191V188H98V191H97ZM28 194V193H27ZM29 195V194H28ZM112 196H114V194L112 195ZM122 196V197H121ZM62 197V196H61ZM64 197H66V196H64ZM119 197V198H118ZM64 199V198H63ZM118 199V200H117ZM65 200H67V199H65ZM68 201V200H67ZM128 201V202H127ZM134 201V202H133ZM116 202H114V204L116 203ZM133 202V203H132ZM110 204L111 203H108V205H109V207H110ZM113 204V205H114ZM122 204V205H121ZM112 205V204H111ZM127 205H128V207H127ZM114 206H116V204L114 205ZM124 206H122V207H124ZM108 207V208H109ZM106 210H108V209H106ZM110 210V209H109ZM107 211V213L108 212H112V210L111 211ZM102 211V210H101ZM104 212H105V210H104ZM99 215H101L102 214V212H101V214L100 213H98ZM98 214H97V216H98ZM106 214V213H105ZM104 216H106V215H104ZM95 217V216H94ZM101 217H103V215L101 216ZM98 218H99V216H98ZM92 220V219H91ZM95 220H96V218H95ZM71 223V222H70ZM93 223V222H92ZM85 225V224H84ZM88 225V224H87ZM86 225V226H87ZM73 226V225H72ZM67 227V226H66ZM82 227H84V226H82ZM70 228H71V226H70ZM74 228V227H73ZM76 228V227H75ZM78 228H80L79 226H78ZM72 229V228H71ZM82 229V228H81ZM93 229V230H92ZM67 230H68V227H67ZM73 230V229H72ZM80 229H78V231H79ZM59 231V230H58ZM57 231V232H58ZM63 232H65L64 230H62ZM69 231V230H68ZM83 231V230H82ZM81 231V232H82ZM35 232V231H34ZM52 232V231H51ZM60 232V231H59ZM71 232V231H70ZM73 232V231H72ZM42 233H44V232H41V234ZM62 233V232H61ZM83 233V232H82ZM32 234V233H31ZM64 234V233H63ZM74 234H75V232H74ZM74 234H72L73 236H76V235H74ZM79 234H80V232H79ZM37 235V234H36ZM44 235V234H43ZM49 235V234H48ZM52 235V234H51ZM56 235V234H55ZM66 235V234H65ZM78 235V234H77ZM30 236V235H29ZM92 236H94V235H92ZM42 237V236H41ZM83 237V236H82ZM50 238V237H49ZM64 238V237H63ZM63 238H62V240H63ZM69 238H71V235H69ZM68 238V239H69ZM73 238V237H72ZM97 238H98V236H97ZM28 239V238H27ZM98 239H100V238H98ZM32 240V239H31ZM71 240V239H70ZM49 241V240H48ZM69 241V240H68ZM74 241H76L75 239H74ZM99 241V240H98ZM97 241V242H98ZM58 242V243H57ZM63 242V241H62ZM65 242H66V240H65ZM64 242V243H65ZM71 242V241H70ZM69 242V243H70ZM73 242V241H72ZM82 242H84V240L82 241ZM43 243H44V241H43ZM50 243V242H49ZM63 243V244H64ZM66 243H68V242H66ZM81 243V242H80ZM89 243V242H88ZM100 243H98V245H100ZM28 244V243H27ZM30 244V243H29ZM38 244V243H37ZM52 244V243H51ZM85 244V243H84ZM20 245H22V244H20ZM24 245V244H23ZM26 245V244H25ZM44 245H47V244H44ZM50 245V244H49ZM89 245V247H87ZM27 246V245H26ZM34 246V245H33ZM21 247V246H20ZM34 247H36V246H34ZM46 247V246H45ZM66 247V248H65ZM18 248V247H17ZM88 248V249H87ZM99 248V247H98ZM119 248H121V249H123L124 250V252H123V250H122V252H123V254H125V256L123 255H121L120 256V254L118 253L119 252V250H121V249H119ZM19 249V248H18ZM23 249V248H22ZM24 249H25V247H24ZM32 249H34V248H32ZM37 249H40V248H37ZM42 249H43V246H42ZM42 249H40V250H42ZM46 249V248H45ZM108 249V250H107ZM44 250V249H43ZM42 250V251H43ZM83 249H82V251H84ZM15 251H17L16 249H15ZM22 251V250H21ZM25 251V250H24ZM36 251V250H35ZM41 251V252H42ZM80 251V252H79ZM117 251V252H116ZM18 253H19V251H17ZM16 252V253H17ZM39 252V251H38ZM37 252V253H38ZM85 252V251H84ZM30 253V252H29ZM56 253V254H55ZM118 253V255L120 256H118V255H116ZM30 254H32V253H30ZM30 254H27V255H30ZM102 254V255H103ZM115 254V255H114ZM17 255V254H16ZM21 255H23V254H21ZM44 255V254H43ZM43 255H42V259H43ZM115 257H117V258H114V256ZM34 257H35V255H33ZM39 256V255H38ZM37 256V258H39ZM45 256V255H44ZM17 257V256H16ZM21 257H23V256H21ZM32 257V256H31ZM30 257V258H31ZM34 257H32V258H34ZM75 257V258H74ZM101 258V259H98V258ZM28 258V257H27ZM94 258V259H93ZM16 259V258H15ZM36 259V258H35ZM41 259V260H42ZM85 259V260H84ZM27 260H29V262L31 261V263H29V264H39V263H37V261H33L32 262V260H34V259H32V260H30V259H27ZM66 260H68V262L66 261ZM86 260V261H87ZM43 261V260H42ZM25 262V261H24ZM39 262H40V260H39ZM21 263H23L22 261H21ZM20 263V264H21ZM42 263V262H41ZM119 263V264H120ZM45 264V263H44ZM71 264V263H70ZM87 264V263H86Z\"/></svg>",
  "mask_w": 264,
  "mask_h": 264
}]
</instances>
